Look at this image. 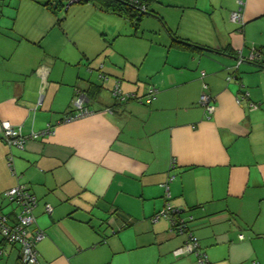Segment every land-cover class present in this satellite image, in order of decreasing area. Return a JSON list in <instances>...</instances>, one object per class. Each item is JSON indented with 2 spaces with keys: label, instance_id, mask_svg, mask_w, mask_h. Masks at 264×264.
<instances>
[{
  "label": "crops",
  "instance_id": "1",
  "mask_svg": "<svg viewBox=\"0 0 264 264\" xmlns=\"http://www.w3.org/2000/svg\"><path fill=\"white\" fill-rule=\"evenodd\" d=\"M32 1L31 10L44 22L37 44L56 30L64 47L70 42L66 15L56 25L42 0ZM80 6L92 15L118 18L131 29L122 17L92 4ZM148 8L142 20L158 18L164 51L144 76L122 71L135 65V58L120 54L122 64L99 66L105 74L99 72L101 84H95L93 73L71 69L56 54L20 62L15 50L5 52L0 44V120L21 127L24 135L47 125L53 129L22 149L0 142V211L13 214L14 208L5 210L2 197L11 187L25 185L34 195L31 230L43 233L35 245L38 264H137L130 260L132 253L142 264H196L193 255L179 253L185 234L171 232L163 218L146 222L166 203L182 210L208 264H243L234 251L243 254L255 241L263 245L264 0H241L240 5L237 0H154ZM238 9L242 25L230 19ZM2 36V43L8 41ZM173 37L210 51L179 50L171 46ZM254 51L259 55L255 60L235 68L239 56L246 59ZM116 82L123 94L140 98L154 86L155 99L149 105L119 102L110 94ZM76 89L93 113L61 123ZM203 93L214 107L209 116L199 104ZM240 96L244 100L236 104ZM248 101L259 108L249 110ZM168 177L166 201L162 185ZM0 264H23L18 246L1 238Z\"/></svg>",
  "mask_w": 264,
  "mask_h": 264
},
{
  "label": "rangeland",
  "instance_id": "2",
  "mask_svg": "<svg viewBox=\"0 0 264 264\" xmlns=\"http://www.w3.org/2000/svg\"><path fill=\"white\" fill-rule=\"evenodd\" d=\"M34 5L32 0H0L1 49L5 52L15 50V55H19L17 60L20 62L26 61L27 57H29L32 62H35L38 58L40 60L44 54H56V56H59L58 58L63 57L64 61L70 64L68 67L71 69H81L82 73H87L88 76L93 73L95 75V81L97 80L99 82L98 74L99 72L104 73L103 66H109V64L116 66L118 62L122 64V60L120 61V54L134 56L135 58V65L133 64V66L129 63V66H126L122 71L131 73L130 70H132L133 73L138 72L139 76H144L146 74L145 72L149 68H147V66L150 63V66H152L161 60V54L164 51L163 36H161L159 29H157L160 22L154 15L145 16L143 18L138 29L139 31L136 32L137 36L134 38L132 37L134 28H128L122 20L98 14L92 15L86 12L85 8L80 6L79 3L70 4L67 6L66 14L64 13V9L58 11L54 16L50 14L55 18V23L57 19L66 15L64 30L70 42L68 43L67 39V43L64 47H61L59 42L60 38L56 34V30L46 37L40 45L37 44V42L40 41L39 33L44 22L41 16L38 18V13L31 10V6L34 7ZM37 7L36 5L35 8ZM1 9L6 10L5 15L3 14L1 16ZM12 11L16 12L15 17L12 16ZM59 23H56V25H59ZM2 35L8 37V41L2 43ZM86 44H88L90 50L86 49ZM79 50L88 52L89 56L86 59L80 57L81 54ZM140 53L142 56H147L139 59ZM100 57L102 60H100ZM80 58L82 62L79 61ZM96 59H98V61L94 64ZM16 64V61L12 63L14 66ZM101 64L103 68L99 69ZM62 67H66L67 69L65 65ZM62 67L58 68V70L62 69ZM91 69H93V71H91ZM97 81L94 83L101 84V81L99 83ZM4 202L7 204L5 210L14 208L6 201ZM48 207H50V205H48ZM45 214L48 215L49 213L45 212ZM150 221L151 218L146 219L147 223H151ZM104 224L106 225L105 228H107L108 224L106 221H104ZM110 228L111 227H108L107 229ZM111 230L112 229H110V232ZM144 235H149L148 231L145 232ZM140 236L141 234L136 232V237ZM254 243H256V246L252 248L244 247L243 254H238L237 251H234L233 256L237 260L243 257V264H252V261L259 264V258L264 261V242L263 245L257 244L256 241ZM153 247L156 249L159 245L155 244ZM218 251L216 252L218 253ZM190 256L192 255L184 257ZM206 257L209 261L208 254H206ZM152 259L156 260L154 258ZM130 260H136L137 264H142V262L138 260V256L134 255V253L130 256ZM155 262L156 261H153V263L149 262L147 264H155Z\"/></svg>",
  "mask_w": 264,
  "mask_h": 264
},
{
  "label": "built area",
  "instance_id": "3",
  "mask_svg": "<svg viewBox=\"0 0 264 264\" xmlns=\"http://www.w3.org/2000/svg\"><path fill=\"white\" fill-rule=\"evenodd\" d=\"M71 1H75L76 3L78 0H69L67 3H70ZM237 3L240 5L241 0H237ZM230 19L232 22L242 25L243 22L240 9L231 13ZM258 56V53L255 51L249 54L246 59L239 56L236 60L235 68H237L238 65L244 60L253 61ZM231 79L232 75H229L226 78L228 81ZM156 92L157 89L154 86H148L143 98L136 97L133 94H123L119 89L118 82H116L112 87L111 95L119 102H126L127 100L132 99L141 104L149 105L155 99ZM242 100H244V96L238 97L235 99V102L236 104H240ZM86 101L87 99L85 95L80 90L76 89L70 101V112L64 114L59 122L68 123L75 119L91 115L93 111L86 107ZM199 104L203 106L204 112L208 116L213 113L214 107L211 105V98L207 94L203 93L200 95ZM259 106V103L249 101L247 104L248 109L252 111L257 110ZM52 133V126L47 125L45 129L39 132L31 131L27 135H24L21 127L13 126L8 121L0 120V142L8 147L22 149L27 141L37 140L49 136ZM8 167H10V163H8ZM171 179L172 178L168 177L166 182L162 185L164 189V198L166 201L169 198L167 185ZM2 197L9 205L14 207V211L13 214L9 215L3 214L0 211L1 240L4 243L18 246L19 257L23 264H38V255L35 245L43 238V233L39 229L31 230L32 225L35 223L33 210L36 206V199L34 195L25 185L19 184L4 191L2 193ZM44 211L50 213L51 207L45 205ZM179 212L180 210L173 208L169 206L168 203H166L161 211L155 213L151 217V221L155 222L158 219L163 218L167 220L170 225H173L174 221H176L178 224L177 229L179 230L180 234L186 235V240L180 247L179 253L181 255H193L195 257L196 264H208L206 254L200 250L198 239L188 230V221L184 220L183 218H174V216H172L173 214ZM188 220H190V218ZM170 231L173 232L171 228ZM239 238L241 239L242 236H239ZM252 264L255 263L253 262Z\"/></svg>",
  "mask_w": 264,
  "mask_h": 264
},
{
  "label": "trees",
  "instance_id": "4",
  "mask_svg": "<svg viewBox=\"0 0 264 264\" xmlns=\"http://www.w3.org/2000/svg\"><path fill=\"white\" fill-rule=\"evenodd\" d=\"M68 1L69 0H42L41 3H43V6L45 7V9L49 10L50 12L56 15V13L60 11L61 9H64V13L66 12V9H67L66 3ZM134 1L135 0H78L77 3L92 4L96 6L97 8H99L100 10H103L104 12L122 17L129 23L131 27L136 29L139 23L141 22L142 17L144 15L149 14L148 5L154 0H136L135 2ZM142 7H143V10H142ZM60 19L61 18L57 19V21H59ZM171 46L176 47L177 49L182 50V51H189V52H195V53H200L202 51H210V49L206 47H201L196 44L189 43L188 41H185L183 39H178L176 37L172 38ZM99 78L104 79L105 77L102 75H99ZM181 212L182 210H180L179 213L173 214L172 216H174V218L176 217L181 218ZM177 226H178L177 222L174 221V224L170 225V228L174 232V234L182 235L177 229Z\"/></svg>",
  "mask_w": 264,
  "mask_h": 264
},
{
  "label": "water",
  "instance_id": "5",
  "mask_svg": "<svg viewBox=\"0 0 264 264\" xmlns=\"http://www.w3.org/2000/svg\"><path fill=\"white\" fill-rule=\"evenodd\" d=\"M75 3V1H71L70 3H66V6H68L69 4Z\"/></svg>",
  "mask_w": 264,
  "mask_h": 264
}]
</instances>
